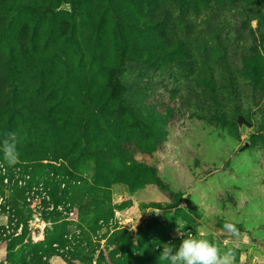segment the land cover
Instances as JSON below:
<instances>
[{"label": "rangeland", "instance_id": "1", "mask_svg": "<svg viewBox=\"0 0 264 264\" xmlns=\"http://www.w3.org/2000/svg\"><path fill=\"white\" fill-rule=\"evenodd\" d=\"M151 1L8 0L4 10L11 11L0 15V100L11 95L16 80L31 84L32 127L37 124L44 134L51 163L78 169L75 179L51 173L27 185L32 238L43 240L52 225L41 217L43 209L53 210L50 194L63 197L69 188L67 205L62 201L66 206L58 207L60 218L67 223L71 245L91 239L92 245L82 247L95 252L93 264L101 256L103 264H118L116 232L134 239L133 264H140L145 252L161 250L165 243L179 245V232L197 234V229L221 252L232 249L233 264H264V21L238 0ZM106 7L122 21L123 31L150 25L155 32L144 38L128 33L122 41L111 37L100 51L98 13ZM263 10L264 1L258 6ZM106 28L107 23L103 33ZM203 43H208L207 55ZM106 48L110 64L122 69V89L115 92L113 107L133 111L127 132L122 125H108L114 112L105 103L101 109L110 66L102 54ZM123 48L129 54L119 64L117 53ZM204 73L214 81L206 83ZM60 99L66 106H58ZM50 112L55 117L66 113L71 123L51 121ZM23 113L27 116L28 110ZM99 113L103 127L86 136L83 123L76 124ZM240 116L250 126L240 124ZM8 119L0 120V142L9 133L26 134V122L19 120L16 131H10ZM67 129L75 133V143L67 141ZM65 144H91L93 150L75 155V148ZM97 144H108L113 154L104 160L120 170L111 177L118 183L110 187L114 214L108 223H96L97 214L83 216L79 209L78 180L108 181L90 159L97 156ZM16 150L26 160L42 155L29 147ZM3 166L0 161L5 194L0 205L19 179H11ZM5 221L0 215V224ZM225 223L234 224L238 233L226 231ZM5 259L6 245L1 244L0 262ZM51 263L69 264L59 256Z\"/></svg>", "mask_w": 264, "mask_h": 264}, {"label": "trees", "instance_id": "2", "mask_svg": "<svg viewBox=\"0 0 264 264\" xmlns=\"http://www.w3.org/2000/svg\"><path fill=\"white\" fill-rule=\"evenodd\" d=\"M139 3L145 5L144 3H153L154 1L151 0H137ZM178 0H173V2L177 3ZM204 1V0H203ZM239 2H246L251 10L253 12H258L256 15H259L261 19L264 21V10L263 13L258 11L259 3H263L264 0H238ZM8 0H0V15L5 12H10L11 10H4L5 6L7 5ZM111 6V4H108ZM89 11H91L89 9ZM100 15V26L98 29V35L99 38L97 39L99 43V50L101 51L102 47L104 46V41L110 39H116L121 40L122 38H128L127 34L134 35L137 33L140 38H144L151 32H155V28H151L150 25L146 26L144 30L142 28H134V30L131 31H123L124 25L122 24V21L120 20L117 22L113 11L106 7L105 9L100 8V12L98 13ZM1 18V17H0ZM2 21V20H1ZM115 22H117L115 24ZM148 22V21H146ZM107 28L105 33H103L104 28ZM119 23V24H118ZM24 29V28H23ZM109 29V30H108ZM112 29L114 32L111 33ZM158 29V28H157ZM109 35H108V34ZM105 35V37H104ZM93 40V38H91ZM155 39V38H154ZM77 43V41H76ZM208 43H203V50L206 52L208 51ZM70 50V49H69ZM218 48H216L217 53ZM104 55V60L106 63L110 66H108L109 69V76L105 83H103V90L101 91V95L103 97L101 100V109H103V104L105 103L106 106L104 108H108L113 110L114 112V120L111 121L109 118L107 119L108 125H122V128L127 132V123L133 122L135 119H133V111L128 109L127 107L117 106L113 107V104L117 101L118 96L115 94L117 93V90L122 89V69L116 65L115 67L111 63L110 56L112 59V55L110 53V50L106 48L102 54ZM109 55V57L106 60V55ZM70 54L72 55V51L70 50ZM129 54V49L123 48L120 50L117 55L121 59V62L119 64H124L126 62L127 56ZM208 53L206 52V55ZM258 57L259 55L258 52ZM73 58H75V55H73ZM72 58V60H73ZM207 61V60H205ZM17 71V69H16ZM255 77L259 80L261 79V74L256 70L254 72ZM202 79L206 81L208 80V76L206 73L202 76ZM210 79L213 80V76H210ZM211 81V82H212ZM207 83V82H206ZM11 89V95H8L0 100V120L3 119V116L9 115L8 119V126L10 131L15 130L17 128V123L19 120L24 121L27 123L26 126V134L24 135L22 132H16L17 138H15V141L19 144H16V149L19 147L22 148H31L38 150L37 153H40L42 155L40 156H32L29 160H26V156H20L18 154V163H16L14 166H8L7 163L3 160V153L0 152V161L3 168H6L8 171V176L11 179H14L15 177H19L18 182L23 183L24 187H19V183L17 182L13 188V192L9 194V198H6V202L3 201L0 205V215H3L6 218L5 223L0 224V245L5 244L6 245V259L4 261H1L0 264H52L51 259L54 257H62L65 259V261H68L69 264H73L74 262L78 261L81 264H93V254L94 251H88L85 252V249H87V246L92 245L91 239H84L82 241V245H79L78 243H74V245H71V241L69 240V233L67 231V226L65 223L66 221H62V218H60L61 214L59 212L58 207L62 206L61 202L64 201V203L67 205L69 201V188L64 189V195L63 197H58L57 193H51V204L53 206V210L46 211L43 209L41 212V217L43 220H45L48 223H52L50 228H46L45 230V236L44 239L35 242L32 238V229L30 228V221L32 216L34 215L33 210L31 206L33 207V204L31 202V199L29 197L25 198V190L27 192V185L30 186L33 183L41 182V180L45 179V175L55 173L57 175H66L69 176V178L75 179V173L78 172V169L74 170V167H61L58 168L54 164L51 163L50 159V150L48 147V144H43L45 136L44 134L39 131V128L37 127V124H35L34 127L32 123H34V120L31 117V97L29 96L32 89H30L31 84H28L27 81H18L16 80L12 84ZM208 87V86H207ZM208 90V88H207ZM47 99L51 100L53 99L51 96H47ZM46 105L49 107V109H53V105L51 101H48ZM63 105L62 107L66 106V101L64 99L58 100V106ZM112 107V108H111ZM61 109V108H60ZM24 110H28L27 116L24 115ZM62 111V110H61ZM7 114V115H6ZM100 114V113H99ZM93 115V117L90 120L82 121L76 125L82 124L84 125V128L86 130V136L90 135L94 129L95 132H98L96 129L102 128V118L100 119V115ZM48 119L51 121H58L57 118L62 119L66 124H70L71 122L68 120V117H66V113H62L59 117H55L50 114ZM79 121V120H78ZM1 123V122H0ZM83 128V129H84ZM133 129H135L134 126H132ZM66 129V126H65ZM16 131V130H15ZM100 133L102 130H99ZM133 131L132 129L130 130ZM46 134L48 131H44ZM67 141H74L73 138L75 133H73L72 130L67 129L66 131ZM50 133V132H49ZM72 133V135H71ZM69 134V135H68ZM71 135V136H70ZM70 136V137H69ZM6 136H3V139H5ZM29 142V144H20ZM75 143V141H74ZM67 146L72 145L75 150V155L81 152L83 154L84 152H92L93 147L91 144H88L86 147H83L85 144H65ZM104 145V144H103ZM96 150V158H90L92 161H95L97 173L104 175L107 178L106 185L100 184L96 181H90V180H78L79 181V199H80V211L81 215L84 216L86 212H93L97 214V216L94 218V222L103 221L108 223L109 220L112 218L114 214V208L111 204V198H109L110 193V187L111 185L118 183L116 180L111 181L112 175L116 174L117 171H120L117 169L113 164L108 163L106 159L109 155L113 154L112 149L108 147V144L106 146H100V144H97L95 147ZM98 155H101L98 156ZM101 159V160H100ZM47 161V163H45ZM50 161V162H49ZM106 161V162H105ZM121 162V161H120ZM72 164V163H71ZM73 168V169H72ZM65 183H68L69 180H65ZM2 188L0 187V195L5 196L3 193ZM102 197L103 202L99 203L97 202L98 198ZM91 199L86 202V200ZM108 199V200H107ZM4 200V199H3ZM30 201V202H29ZM110 201V203H109ZM98 203V205H97ZM108 203V204H106ZM87 204V205H86ZM65 205V206H66ZM64 205L62 207H65ZM45 206H43L44 208ZM48 206L47 208H49ZM42 208V207H41ZM40 208V209H41ZM46 208V207H45ZM96 219V221H95ZM112 238H115L114 245L117 246V250L115 251L116 254H119L118 258V264H133L135 258L134 255V239L129 236H125L124 233L116 232ZM87 243L86 247H82L83 243ZM56 245V246H55ZM67 247V250H65ZM155 248V247H154ZM152 248L149 251L145 252V257L142 259V263L140 264H167L165 261L159 260L160 252L163 250H155ZM103 256H101V260L99 261V264H103L106 261L103 260Z\"/></svg>", "mask_w": 264, "mask_h": 264}, {"label": "clouds", "instance_id": "3", "mask_svg": "<svg viewBox=\"0 0 264 264\" xmlns=\"http://www.w3.org/2000/svg\"><path fill=\"white\" fill-rule=\"evenodd\" d=\"M0 152L3 153V160L8 166L18 163L14 133L7 134L0 142ZM224 228L234 235L238 233L232 223H225ZM179 237V245L163 244V250L159 255L160 261H165L167 264H233L234 262L235 253L232 249L221 252L214 242L203 236L200 229H197V234L179 232Z\"/></svg>", "mask_w": 264, "mask_h": 264}, {"label": "water", "instance_id": "4", "mask_svg": "<svg viewBox=\"0 0 264 264\" xmlns=\"http://www.w3.org/2000/svg\"><path fill=\"white\" fill-rule=\"evenodd\" d=\"M238 122L240 124H246V125L250 126L249 122H247V120L244 117H242V116L239 117Z\"/></svg>", "mask_w": 264, "mask_h": 264}]
</instances>
